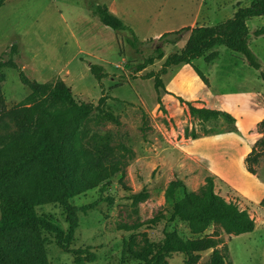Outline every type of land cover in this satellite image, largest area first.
Returning <instances> with one entry per match:
<instances>
[{
    "label": "rangeland",
    "instance_id": "obj_1",
    "mask_svg": "<svg viewBox=\"0 0 264 264\" xmlns=\"http://www.w3.org/2000/svg\"><path fill=\"white\" fill-rule=\"evenodd\" d=\"M110 1L6 0L0 8V60L13 56L32 80H64L77 101L98 105L105 95L107 109L119 118L115 123L94 112L86 122L91 146L116 165L109 187L71 199V205L79 209V227L72 248L96 253V261L83 264H127V244L131 243L136 252L149 250L152 244L161 243L165 230H176L189 239L193 236L186 222L177 219L153 225L150 220L172 206L167 191L174 181L181 180L188 192L201 195L212 179L215 193L237 202L256 220V228L251 233L235 235L227 233L222 224L213 223L207 234L217 235V249L229 255L231 264H264V157L254 165L256 175L249 172L246 163L255 143L264 138V125H260L264 119L261 70L249 65L242 54L220 45L192 64L171 67L162 76L165 90L157 92L155 78L146 75L160 71L168 55L181 52L189 33L185 32V39L176 45L164 47V59L137 71L138 64L158 45L150 40L155 39L160 23L151 27L145 24L148 17L138 18L133 29L145 44L136 51L127 43L129 31L115 32L91 15L98 5H109ZM201 1H192L194 10ZM251 3L252 0H205L197 25L226 21L238 6L248 7ZM164 15L162 19H168ZM136 18L133 16L134 22ZM188 19L192 21V17ZM248 26L250 46L264 62V35H253L264 27V16L251 18ZM13 45L17 47L14 55ZM213 51H219V58L208 63L205 58ZM92 64L104 68L102 82L91 71ZM194 66L205 74L209 84ZM29 93L18 70L7 67L0 72V98L7 109L23 103ZM179 98L197 107L230 113L236 119L235 128L223 118L205 120L192 115ZM144 189L149 198L133 203L132 194ZM180 194L183 196L184 190ZM93 203L94 207L83 209ZM38 211L55 215L67 228L61 206L49 205ZM47 238L51 264H76L75 255L63 251L54 235L47 233ZM212 252L202 253L199 264H207ZM168 261L187 264L183 253L173 254Z\"/></svg>",
    "mask_w": 264,
    "mask_h": 264
},
{
    "label": "trees",
    "instance_id": "obj_2",
    "mask_svg": "<svg viewBox=\"0 0 264 264\" xmlns=\"http://www.w3.org/2000/svg\"><path fill=\"white\" fill-rule=\"evenodd\" d=\"M5 1L0 0V8ZM91 15L115 32L129 31L131 37L127 38V43L134 50H139L145 44L134 29L106 5H98ZM260 16H264V0H252L248 7L238 6L232 18L226 21L164 33L158 39L150 40L158 45L144 62L138 64L137 71L164 59V47L167 44L176 45L185 39L184 33L188 32L189 37L181 52L168 55L160 71L146 75V78H155L157 92L165 90L162 76L171 67L182 63L192 64L193 60L220 45L242 54L249 65L261 70L264 79V62L250 46L251 32L247 23L249 19ZM253 35H264V27L255 30ZM16 48L12 46V55L16 53ZM219 55V51H213L205 59L210 63ZM7 67L20 72V78L30 93L23 103L10 109L0 98V264H51L47 233L54 235L63 251L75 255L76 264H83L84 261L92 263L97 259L95 252L72 248L79 227V209L70 201L99 187H109L115 173L116 164L109 162L101 150L91 146L87 120L94 112L115 123H119V118L107 109L105 95L98 105L77 101L62 79L46 83L32 80L13 56L0 60V72ZM90 67L102 82L104 68L93 64ZM194 70L209 84L208 78L198 67L194 66ZM179 100L186 103L182 98ZM186 105L194 116L205 120L223 118L235 128L236 119L228 112L197 107L190 102ZM260 125H264V119ZM261 157H264V138L255 143L246 157L251 174L256 175L254 165ZM214 188V181L209 179L208 189L200 195L188 192L181 180L174 181L167 191V198L173 201L172 206L166 213L160 212L150 223H173L179 219L188 223L193 237L185 239L176 230H165L161 243L156 246L152 244L149 250L136 252L131 243L127 244L124 249L130 261L127 264H169L168 258L175 253H183L187 264H199L201 254L209 250L213 252L207 264H231L229 255L217 249V235H209L207 231L215 223L222 224L229 234H247L255 230L256 220L246 210H241L237 202L217 195ZM181 190H184L183 196H179ZM148 198L146 189L131 196L135 204ZM108 201L112 202L113 199L108 198ZM49 205H59L64 209L67 228L55 215L38 211ZM94 206L93 203L83 209Z\"/></svg>",
    "mask_w": 264,
    "mask_h": 264
},
{
    "label": "crops",
    "instance_id": "obj_3",
    "mask_svg": "<svg viewBox=\"0 0 264 264\" xmlns=\"http://www.w3.org/2000/svg\"><path fill=\"white\" fill-rule=\"evenodd\" d=\"M192 1L190 0L188 4L186 0H177L176 3H171L169 0H124L123 4H121L118 0H111L109 5L106 6L132 28L137 27L138 18L141 17H148L149 20L146 19L148 22L145 21V24L151 27L160 23V26L157 25L159 26L158 30L155 31L157 33L155 39H158L164 33L197 25L198 18L203 13L206 4L205 0H203L197 4L194 10ZM163 13L166 14L164 16L168 19H162ZM133 16H137L136 22L133 21ZM190 17H192L191 22L188 19ZM171 23L174 25L169 26Z\"/></svg>",
    "mask_w": 264,
    "mask_h": 264
}]
</instances>
